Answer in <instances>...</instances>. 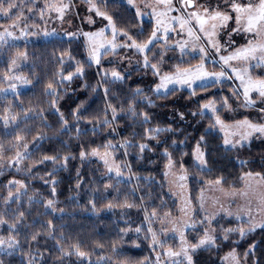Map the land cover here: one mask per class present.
<instances>
[{"label":"trees","instance_id":"trees-1","mask_svg":"<svg viewBox=\"0 0 264 264\" xmlns=\"http://www.w3.org/2000/svg\"><path fill=\"white\" fill-rule=\"evenodd\" d=\"M104 9L120 32L139 42L152 33L151 22L141 21L125 3L107 2ZM24 51L28 60L24 73L31 83L0 99V154L13 156L16 142L21 141L28 145L26 166L31 170L27 176L14 170L0 173V219L7 222L0 225V236L16 235L19 240L15 250L0 251V264H153L150 218L153 212L177 213L164 174L169 161L187 170L195 205L207 182L220 180L225 188H240L248 173L264 177V141L227 148L222 135L209 127L214 125L212 116L201 115L202 106L211 100L218 105L217 115L228 120L223 101L231 99L230 83L196 86L195 95L193 89L178 88L156 94L149 69L135 70L121 80L104 78L98 67L86 61L85 46L78 37L8 48L0 54V88L6 85L3 79L9 74L10 59ZM196 62L193 59L180 67H193ZM77 67H82V73L66 80ZM109 142L115 145L116 159L127 166L130 182L116 183L96 161L81 159V152L104 150ZM141 144L147 145L143 151ZM196 145L204 153L205 168L195 163ZM46 156L57 160H44ZM13 179L23 180L26 192L5 208ZM49 200L54 202L52 209L47 208ZM240 223L217 219L215 245L198 249L193 264H223L221 256L232 248L248 264H264V227L241 236ZM12 224H17L18 235L9 232ZM201 235L198 229L197 236ZM76 244L87 257L58 251L62 247L74 253Z\"/></svg>","mask_w":264,"mask_h":264},{"label":"rangeland","instance_id":"rangeland-1","mask_svg":"<svg viewBox=\"0 0 264 264\" xmlns=\"http://www.w3.org/2000/svg\"><path fill=\"white\" fill-rule=\"evenodd\" d=\"M116 1L125 3L136 13L141 21L151 22V32L159 28L154 45L148 46L150 51L138 52L134 48L120 47L119 45L131 43V41H129L126 36L122 35V32L116 27V36L114 39L112 28L109 26L108 20L104 19L102 16L96 15L95 10L90 11L91 4L88 0L12 1L18 5L13 11L16 13V16L20 17V26L15 30V35L20 36L21 30H23L24 34L20 39L10 41V44L15 45L11 48L54 38L69 39L80 37L85 46L86 61L98 67L100 74L104 78L121 80L135 70L146 71L149 69L154 74V70L150 65L155 64L160 73V75L154 74L151 78V81L154 82V85L152 84L154 86L152 89H154L153 91L156 94H164L174 88L192 90L194 87L199 86L201 83L200 81H197L196 84L193 85V88H188L186 85L181 84H169L168 91L162 89L159 93L156 92V85L161 82V77L164 75H173L177 67L182 70H195L203 63L205 70L209 73L225 71L226 76L221 77L217 83L222 84L225 82L232 85L231 99H227V105H225L228 120L225 121L220 117L223 122V127L221 125H215V129L223 137V143L225 139L231 142L227 145L224 143V146L237 149L250 144L252 141H264V134L253 132L252 129L246 126H239L238 124V122L247 119L252 124L264 125V112L261 111V109H264V99L259 97L258 93L253 90L249 93V96L255 103L246 105L243 94L244 88L241 85V80L238 79L236 73L232 71V69L235 68L236 72L244 77L245 82H247L249 78H251L252 81L261 80L264 79V61H261L259 65H257L256 60L250 59L248 62H245L243 59H234L229 61L228 64H225L221 59V57L231 55L237 49L249 46L250 40L252 41V46L264 44V34L257 38H253L252 33L243 30L246 25V14H241L243 16L241 24L239 25L241 30L239 32H234L232 30L238 27L235 22L237 13L231 11L230 5H225L223 0H193L197 7H189L184 11L176 10L181 7L177 0H172V11H169L165 4L159 2V0H132L131 4L128 3V0H106V3ZM92 2L96 4L99 11L106 14V10L104 9L105 3L101 4L99 0H92ZM234 2L243 4L246 3L247 0H234ZM63 5H68V8L64 10V15L61 19L60 14L55 8H60ZM199 5H203L209 9H217V5H219L218 10L221 12L227 11L232 16V19L225 22L226 27H221L222 22L219 19L215 21L209 19L211 12L205 14L203 10L199 8ZM52 6H55V8ZM193 11H196L197 14L205 20L203 26L204 32L199 31L200 25L196 18L188 16V13ZM138 12L139 15L137 14ZM172 17L187 19L188 23L181 28L180 23L174 21ZM90 19L91 22H89ZM0 20L4 21L1 25L7 27L10 23L15 22L16 18L13 17L9 19L8 17L0 15ZM157 21H160L159 25ZM212 24L217 25L215 30L212 29ZM25 25L27 27H25ZM190 28L194 33L192 36L188 34ZM101 29H104L103 36H93L90 39L88 35H85V33H98ZM165 29H167V31H165ZM0 30H2V28H0ZM45 32L51 33V35L46 36L44 35ZM205 33H209L210 35L205 37ZM151 34L152 33H150L147 40L151 37ZM197 36H199L200 39H196ZM132 39L135 40L133 37ZM208 39H211L213 43L219 45V52L208 43ZM147 40L143 42H139L138 40L135 41L138 44H144ZM101 44L105 47H99ZM111 44H115L117 47L112 49ZM201 47L205 48L207 52V56L203 61L201 57L204 53L199 51ZM8 48H10L8 45L0 48V54L7 51ZM94 48H99V64L96 63L95 59L90 58V53ZM256 55L259 57L261 53L257 51ZM185 56L187 57L185 58ZM16 57L17 53L10 59L9 74L3 79L6 85L0 88L8 89L9 84H15L16 91H0V99L7 95H15L29 86V83H24V81H27L24 72L28 67V60L17 59V64L14 66L12 60ZM145 57L148 59L149 66H145ZM175 57L178 58L174 63H171V65L167 63L171 58ZM193 59H197L193 67H180L182 63L190 62ZM113 71L118 72L122 78H114L111 75ZM7 77H11L12 79H7ZM16 77H21V79H16ZM212 82L215 81L209 80L205 83L209 84ZM215 107L218 110V105L216 103ZM204 113L211 115L215 124L216 116H218L217 112L213 114L210 110L205 109ZM246 134H248L246 138L242 139ZM232 145H235V147ZM26 146L27 149H25V145L22 144L21 141H17L13 156L7 158L0 154V173L6 170H14L25 176L29 175L31 169L26 166V157L29 154V149L28 145ZM198 146L199 145H196L194 150V160L199 167L205 168V164L201 165L197 160V156L203 153L200 146L199 151L197 150ZM18 152L24 156L19 163L16 162ZM105 152L110 153V155L106 157L108 160L107 164L100 158ZM91 153L92 152L86 154L85 159L96 161L100 164L105 176L114 179L116 183L121 181L130 182L132 176L127 166L116 159L114 148L99 150L100 156H92ZM109 167L113 169L111 172L108 171ZM117 168L119 169L120 175H117ZM164 174L168 192L177 205V213L175 215L170 213L155 214V216L152 215L150 218L151 226L149 224L148 228L150 227L152 231L156 233L157 241H159V243L153 247L151 239L152 234L149 232L151 249L154 254L153 264H173L174 259H179L183 264H187L183 255L173 258L166 255L167 251L171 249L172 251L179 252L182 246L188 247L190 251L191 244L197 243L199 239L203 237L205 231H207L209 235L214 236L216 240L217 236L215 234L214 222L217 219L232 218L241 222L239 228L241 227L240 229H243L244 234L260 228V225L264 224V177L262 175H257L255 173L244 175L240 188H225L221 182H207L201 188L195 205L190 198L189 175L187 170L184 167H177L172 161H169ZM15 181H20L25 186L24 181L21 179H13L8 184L9 193L4 203L5 208L13 201H19L26 192V187L21 188L19 184L14 183ZM17 189H19V192H17ZM10 192L12 193L11 197L9 196ZM52 208H54V203L49 209ZM190 225H195V227H189ZM198 229H202L203 231V235L199 237L197 236ZM181 232L187 242L186 245H182L180 237ZM189 232L193 233L189 235ZM213 245H215V243L202 246L198 249ZM15 249L16 248H5L4 251H13ZM194 253L190 251L192 264ZM230 253H233V255H229ZM221 261L223 264H248L246 259L239 256L235 248L225 252L221 256Z\"/></svg>","mask_w":264,"mask_h":264},{"label":"snow or ice","instance_id":"snow-or-ice-1","mask_svg":"<svg viewBox=\"0 0 264 264\" xmlns=\"http://www.w3.org/2000/svg\"><path fill=\"white\" fill-rule=\"evenodd\" d=\"M88 2L91 4V7L89 9L90 11L95 10L96 15L102 16L104 19L108 20L109 26L112 28L113 38L115 39L116 29H115V25L112 21V17L106 15L104 12L99 11L96 4L93 3L92 0H88ZM99 2L101 4H104V3H106V0H99ZM159 2L164 3L169 11L173 10L172 0H159ZM177 2L181 5V7L179 9H176L177 11H184L186 8H189V7H192V8L197 7L194 4L193 0H177ZM223 2L225 5H230L231 11H234L237 13V15L235 17V22L238 25V27L233 29L232 31L239 32L241 30L239 28V25L241 24V21L243 19V16L241 14H246V25H245L243 30L245 32L252 33L253 38H257V37L261 36L262 34H264V0H247V2L243 3V4L235 3L234 0H223ZM128 3L131 4L132 0H128ZM17 7H18V5L13 3L12 0H0V15H2L4 17H8L9 19H12L13 17L16 18L15 22L10 23L7 27L0 25V28H2V30H0V48H2L5 45H8L9 47H14L15 45L10 44V41L11 40H18L24 34L23 30H21L20 36L15 35V30L17 28H19V26H20V17L16 16V13L13 11V9H16ZM52 7L55 8V6H52ZM66 8H68V5H63L60 8H55V10L60 14L61 19L63 18L64 10ZM199 8H201L205 14H209L211 12L209 19H211L213 21L219 19L222 22L221 27H226L225 22L232 19V16L227 11L221 12L218 10L219 5H217V9H209L207 7H204L203 5H199ZM137 14L139 15V12ZM188 16L196 18V20L198 21V23L200 25L199 31H201V32L205 31L204 27H203L205 20L202 19L197 14L196 11L188 13ZM172 19L174 21L179 22L181 28H183L184 25L188 23L187 19H183L181 17H172ZM89 22H91V19L89 20ZM159 23H160V21H157L158 25H159ZM25 27H27V26L25 25ZM211 27L213 30H215L217 25L212 24ZM157 31H159V28H157L156 30H154L152 32L151 37L144 44H138L135 40L132 39V37L128 36L127 33H122V35L126 36L127 39L129 41H131V43H125V44H122L119 46L120 47L134 48L138 52H144L146 50L150 51L148 46L154 45V41L157 39ZM165 31H167V29H165ZM188 34H189V36L194 35L193 30L191 28L189 29ZM44 35H46V36L51 35V33L45 32ZM85 35H88L90 39L93 36H103L104 35V29H101L98 33H92V34L85 33ZM209 35H210L209 33H205V37H208ZM196 39H200V37L197 36ZM208 43L211 44L212 47H215L217 52L220 51V47L217 43H213L211 39H208ZM99 47H105V46L103 44H101ZM115 47H117V45L111 44L112 49H115ZM199 51L201 53H204V55L201 57V60L203 61L205 59V57L207 56V52H206L205 48H203V47H201L199 49ZM257 51H259L261 53V55L259 57L256 55ZM98 52H99V48H94L92 50V52L90 53V58L95 59L97 64H99V62H100L99 58H98ZM17 59H25L26 60L27 59V53L26 52H18L17 57L12 60V64L14 66L17 64ZM221 59L224 61L225 64H228L229 61L234 60V59H243L245 62H248L251 59V60H256L257 65H259V63L261 61H264V44H259L258 46H252V41L250 40L249 46L241 48V49H237L231 55H229L227 57H221ZM145 66H149L147 57H145ZM150 66L154 70V74L160 75L159 70L157 69V66L155 64H152ZM232 71L235 72L237 75V78L241 80V85L244 88L243 94L245 97V104L246 105L255 103V101L251 100L250 96H249V93L253 90H255L258 93L259 97L264 99V79L252 81L251 78H249V80L247 82H245L244 77L241 76L238 72H236L235 68H233ZM81 73H82V68L77 67L74 74L70 73L65 78L68 80H71L73 75H80ZM111 75L116 79L122 78V77H120V74L116 71H113L111 73ZM224 76H226L225 71H221L219 73L207 72L204 68L203 63H201L195 70H192V69H183L182 70L179 67H177V69L173 75H164L161 77V82L156 85L155 91L158 93L162 89L165 91H168V85L169 84H181V85H186L188 88H193V85L196 84L197 81L201 82L199 84V87L206 88V87H208V84L205 83L206 81L214 80L215 82H219L220 78L224 77ZM7 79H12V78L7 77ZM16 79H21V77H16ZM24 83H31V81H24ZM48 88L52 89V85L49 84ZM9 90L12 92H15L16 91V85L15 84H9L8 89H0V91H9ZM139 91L140 90L138 89L137 92H139ZM48 94L52 95L53 93L49 92ZM191 94L192 95L196 94L195 89H193ZM223 103H224V105H227V99H225L223 101ZM205 109L210 110L213 114H215L217 112V108L215 107V103H214V101H211V100L202 106L201 115L204 114ZM261 111L264 112V109H261ZM133 115H135L134 112H133ZM194 115H195V113H194ZM113 118H115V109H113ZM61 119H63V116H61ZM144 120L145 121L148 120V116L146 114L144 115ZM106 123H107V121H106ZM238 124H239V126H246L250 129H252L253 132L264 134V125L252 124L247 119H245L241 122H238ZM215 125H221L223 127V122L221 121L219 116H216L215 124L210 125L209 127L210 128L215 127ZM156 131H159V129H157ZM247 135L248 134H246L245 137H242V139H245ZM203 139L204 138L201 137V140H203ZM224 143L227 145V144H230L231 142L229 140L225 139ZM232 146L235 147V145H232ZM104 147L106 149H113V148H115V145H113V144H111V142H109ZM146 147H147V145L141 144L140 145L141 151H143ZM25 149H27L26 145H25ZM197 150L199 151V146H198ZM91 155L92 156H100V153L97 149H93ZM109 155H110V153L105 152L103 156H100V158L102 160H104L105 164L108 163V160L106 159V157ZM85 156H86L85 152L80 153L81 159H84ZM23 158H24L23 154L18 152L16 162L19 163V161ZM67 159H68V157L64 158L65 161H67ZM44 160L56 161L57 158L46 156V157H44ZM44 160L40 161V163H43ZM197 160L200 162L201 165H204L206 163L203 159V153H200V155L197 156ZM112 170L113 169L111 167H109L108 171L111 172ZM116 172H117V175H120L118 168H117ZM49 175H52V173H50ZM248 175H251V174L249 173ZM220 182H221L220 180L216 181V183H220ZM14 183L19 184L21 188L25 187L20 181H15ZM52 183L55 184V181L53 180ZM77 187H79V184L77 185ZM52 191L54 194L55 193L54 187H53ZM17 192H19V189H17ZM11 195H12V193L10 192L9 196L11 197ZM29 199H31V197ZM53 203L54 202L52 200H49L47 203V207L51 208L53 206ZM127 206L132 207V205H127ZM111 207H112V205L109 204L108 208L111 209ZM23 215H24V213L21 212L20 217H23ZM152 215L155 216V212H153ZM145 219H148V217H145ZM5 223H7L5 220L0 219V225H3ZM49 226H51L50 221H49ZM260 226L264 227V224H262ZM189 227H195V225H190ZM135 231L137 233H139L141 231V229L138 227L135 229ZM232 231H236V229H227L226 230V232H232ZM239 231H240L241 236H243L244 235L243 229H240ZM9 232L10 233L14 232L18 235L19 232H18L17 224L9 225ZM148 232H150L152 234L151 239L153 242V247H155V245L159 243V241H157V238H156V233L153 232L150 227L148 228ZM37 235L38 234L32 235L31 239L33 241L36 240ZM49 235H51V232H49ZM180 237H181L182 245H186L187 242L185 241L184 235L182 232L180 233ZM227 238H228L227 235H225L224 239H227ZM57 243L59 244V241H57ZM214 243H215V237L212 235H209V233L207 231H205L203 237L200 238L197 243L191 244L190 251L192 253H194L198 248L205 246V245L214 244ZM18 245H19V240L16 238V235H9L7 237V239H5L3 236H0V250H4L5 248H9V249L16 248ZM72 248L74 249V253L72 251H65V249L62 247L59 248L58 251L63 253L64 256H69L72 254H75L77 257H80V258H85L88 256V253L81 250V247L79 246V244L73 245ZM190 251H189L188 247L182 246L181 251L177 252V251H172L171 249H169L167 251L166 255L169 257H173V258L180 257L181 255H183V258L187 261V264H192V256L190 255ZM229 255H233V253H230ZM62 258L63 257H60V259H62ZM173 264H183V262L179 259H174Z\"/></svg>","mask_w":264,"mask_h":264}]
</instances>
